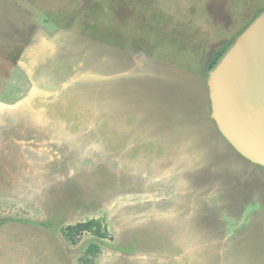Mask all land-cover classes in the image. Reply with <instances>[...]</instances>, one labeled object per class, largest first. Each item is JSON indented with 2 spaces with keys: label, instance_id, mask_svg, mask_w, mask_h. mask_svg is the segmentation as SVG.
Returning a JSON list of instances; mask_svg holds the SVG:
<instances>
[{
  "label": "rangeland",
  "instance_id": "rangeland-1",
  "mask_svg": "<svg viewBox=\"0 0 264 264\" xmlns=\"http://www.w3.org/2000/svg\"><path fill=\"white\" fill-rule=\"evenodd\" d=\"M263 8L0 0V264L96 240L92 264H264V168L206 116L209 62ZM93 218L106 238L66 239Z\"/></svg>",
  "mask_w": 264,
  "mask_h": 264
},
{
  "label": "water",
  "instance_id": "water-1",
  "mask_svg": "<svg viewBox=\"0 0 264 264\" xmlns=\"http://www.w3.org/2000/svg\"><path fill=\"white\" fill-rule=\"evenodd\" d=\"M42 44L55 43L44 38ZM206 81L208 117L237 153L264 167V9L220 55Z\"/></svg>",
  "mask_w": 264,
  "mask_h": 264
},
{
  "label": "trees",
  "instance_id": "trees-1",
  "mask_svg": "<svg viewBox=\"0 0 264 264\" xmlns=\"http://www.w3.org/2000/svg\"><path fill=\"white\" fill-rule=\"evenodd\" d=\"M232 40H230V42H228L221 50L216 52L214 57L209 62V69L217 62L220 55L227 49V47L230 45ZM210 112H211V108L209 110V113ZM62 232L64 236L66 237V239L71 242H76L78 239H80L81 235L84 232H92L99 239L106 238V235H108V230L106 229V225L103 224V221L101 219H97V218H93L85 222H80L77 224L69 225L63 228ZM101 248H102V245L97 240L91 241L87 245L86 247V254L88 256L87 264H90V263L92 264L95 256L99 253Z\"/></svg>",
  "mask_w": 264,
  "mask_h": 264
},
{
  "label": "flooded vegetation",
  "instance_id": "flooded-vegetation-1",
  "mask_svg": "<svg viewBox=\"0 0 264 264\" xmlns=\"http://www.w3.org/2000/svg\"><path fill=\"white\" fill-rule=\"evenodd\" d=\"M263 9H264V8H263ZM263 9H261V10L257 13V15H256V16H255V17H254L249 23H247V24L245 25V27H244L242 30H244V29H245V28H246V27H247V26H248V25H249V24H250V23H251V22L257 17V16H258V14H259ZM241 32H242V31H241ZM241 32H240V33H241ZM240 33H239V34H240ZM239 34H237V35H239ZM237 35H234L230 40H232L233 38L235 39V38L237 37ZM234 39H233V40H234ZM230 40H229L228 42H230ZM233 40L231 41V43L233 42ZM228 42H227V43H228ZM231 43H230V44H231ZM220 50H221V49H220ZM28 52H29V51H28ZM30 53H31V52H30ZM30 53H28V54H30ZM29 57L31 58L32 56L29 55ZM25 70H26V72H27L28 75H31V76L34 75L33 73H31V72L28 70V67H26ZM32 81H33V84L36 83L37 85H39V83H38L37 81H34L33 78H32ZM39 86H40V85H39ZM207 92H208V88H207ZM208 99H209V110H210V108H211V102H210L209 94H208ZM208 114H209V111H208V113H207V115H206L207 117H208ZM208 119H209L210 121H212V122L216 125V123H215L213 120H211L209 117H208ZM216 127H217V125H216ZM217 129H218V127H217ZM218 131H219V130H218ZM219 133H220V132H219ZM220 134H221V133H220ZM221 136H222V135H221ZM222 137H223V136H222ZM238 154H239V153H238ZM239 155H240V154H239ZM240 156H241V155H240ZM241 157H243V156H241ZM243 158H244V157H243ZM245 159H246V158H245ZM246 160H247V159H246ZM248 161H249V160H248ZM251 163H252V162H251ZM253 164H254V163H253ZM255 165H257V164H255ZM257 166H259V165H257ZM260 167H262V166H260ZM262 168H264V167H262Z\"/></svg>",
  "mask_w": 264,
  "mask_h": 264
},
{
  "label": "crops",
  "instance_id": "crops-1",
  "mask_svg": "<svg viewBox=\"0 0 264 264\" xmlns=\"http://www.w3.org/2000/svg\"><path fill=\"white\" fill-rule=\"evenodd\" d=\"M30 72H32V71L30 70ZM11 114H13V115H14V112H13V113L11 112Z\"/></svg>",
  "mask_w": 264,
  "mask_h": 264
}]
</instances>
